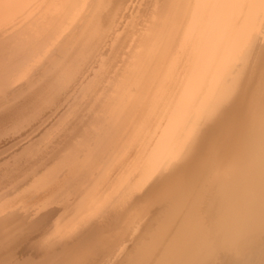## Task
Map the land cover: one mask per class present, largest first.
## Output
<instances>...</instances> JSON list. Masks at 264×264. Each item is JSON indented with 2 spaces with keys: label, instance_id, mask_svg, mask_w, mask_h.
Instances as JSON below:
<instances>
[{
  "label": "bare ground",
  "instance_id": "6f19581e",
  "mask_svg": "<svg viewBox=\"0 0 264 264\" xmlns=\"http://www.w3.org/2000/svg\"><path fill=\"white\" fill-rule=\"evenodd\" d=\"M0 151V264H264V0H0Z\"/></svg>",
  "mask_w": 264,
  "mask_h": 264
},
{
  "label": "rangeland",
  "instance_id": "374dc122",
  "mask_svg": "<svg viewBox=\"0 0 264 264\" xmlns=\"http://www.w3.org/2000/svg\"><path fill=\"white\" fill-rule=\"evenodd\" d=\"M104 80H105V81H104ZM106 81H108V84H109L110 86L107 84L108 87H104V88H103V85H104V84H105L104 86H107L106 83H105ZM103 82H104V83H103ZM102 83H103V85H102ZM97 85H99V88L102 86V87L100 88V90L103 88V92L105 91L104 89H106V91H105L104 93H107V92H108V93H107V95H105V96L108 97V94H109V95L112 94L111 92H112V89H113L114 87H112V86H113V83L110 84L109 79H108V80H107V79H103L102 82H100V84L98 83ZM111 85H112V86H111ZM82 86H83V85H82ZM97 87H98V86H96L95 89H99V88H97ZM79 88H80V86H77V87L75 88L76 92H74V90H73V92H71V94H73V96L70 95L71 97H68V95H66L65 93H64L65 95L62 94V96L60 95L59 97H60V98H61V97H62V98H65V100H66V97H64V96H67V97L69 98V100H71V99L73 100L74 96H77V98H74V99H78V102H76V100H75V102H76L78 105H73L74 107L72 106V108H76V109H75L76 111H73L74 109H72V108H71V109L68 108L69 111H70V110L72 111V112L69 113L68 109L66 108L68 113L66 112V115L64 114V115H65L64 118H65V119H66V118H67V119H68V118H69V119H72V118H70V117H73V118L78 122V125H80V126L82 125V126L85 128V127H86V124H87V123H86V122H87V118H89L88 120L91 121V118H90L91 115H92V118L94 117V118L96 119V117H98V115H99V116L101 115V114H99V113H103V112H101V111L98 110V109H101V108H98V109H97L96 107H98V103L101 104L102 99L105 98V96H104L103 94H101V93H103L102 90L96 92L97 97L99 96L100 98H102L101 96H103L102 99H100V98L98 97V98L96 99V102H97V103H96V102L94 101L95 98H96V95H94L95 93H91L92 89H91V90L88 89L89 91H88V90H85V92H84V90L82 91V90H80L81 88H80V89H79ZM109 88H110V89H109ZM111 88H112V89H111ZM77 89H79L80 92L82 91L83 93H82V92H81V93H82L83 95H85V96L90 95L91 97L88 96V97L85 98V96H83L82 94H81V95H82V96H81V95H80V92H78L79 90L77 91ZM108 89H109V91H107ZM110 90H111V92H110ZM86 91H88V92H86ZM89 92H90V93H89ZM99 92H100L101 96L99 95ZM109 92H110V93H109ZM78 93H79V94H78ZM74 94H76V95H74ZM77 94H78V95H77ZM86 94H87V95H86ZM91 94H92L93 96H95V98H94ZM72 97H73V98H72ZM78 97H79V98H78ZM82 97L84 98V100L81 99ZM107 97H106L105 99H107ZM92 98H94V100H93ZM99 99L101 100V102H100ZM105 99H103V101H104ZM59 100H61V101H59V102H60V103L62 102V105H63V104H64L63 101H65V100H63V99H59ZM89 100H90V101H89ZM91 100H93V102H92ZM98 100H99V101H98ZM79 101H80V102H84V101H85V103H87V102L89 101L88 104H85V108L83 107V106H84V103H81V106L83 107L82 110H83L84 114L86 113L85 116L88 115L87 117H85L84 114H83V115L81 114L80 109H81L82 107L79 106ZM90 102H92V105H94L95 103H96L97 105H94V107H93L92 105H90ZM60 103H59V104H60ZM102 104H103V103H102ZM87 105H88V106H87ZM89 105H90V106H89ZM58 106H60V107H58ZM75 106H76V107H75ZM77 106L79 107V109H77V108H78ZM91 106L93 107V110H92V111H90V109H92ZM54 107H55V108L58 107V109L61 110L62 112L64 111V110L61 109V104H60V105H57V106H54ZM54 107H53V109H54ZM99 107H100V106H99ZM86 108H87V109H86ZM89 108H90V109H89ZM94 108H96V109L98 110V114H96V113H97V112H96L97 110L95 109V110H96V111H95ZM49 109H50V108H49ZM49 109L46 108L47 112L44 111V112H43V113H45L44 115H43V114H40V115L42 116V118H41V116L39 115V118H37L36 121H33V122L30 121L32 124H30V122L28 123V125L30 124V125H32V126H33L34 123H35L36 125H34V126H35V128L37 129V131H35L36 129L34 128V126H33V128H32V126L29 125V127L33 129V131H32V129H30V128L28 127L32 133L29 131V129H28L27 127H26V129H24V133H23V132H20V133H22V134H26L28 131L30 132V133H29V132L27 133V134H29V135H27V134L24 135L26 139L23 140V141H26V140H27L28 142H30V140H35L32 134H34L35 132H38V130L43 129L44 126H40V125H41L43 122H44V124L46 125V123L48 122V119L50 118V116H51L50 119H52V117L54 116L53 114H54V111H55V110L53 111L52 109H50L51 111H53V113L51 114V111H50ZM58 109H57V110H58ZM88 109H89L90 112L87 111ZM30 110L33 111L32 109H30ZM30 110H29V111H30ZM65 111H66V110H65ZM77 111H80V112H77ZM94 111H95V112H94ZM49 112H50V114H49ZM83 112H82V113H83ZM55 113H56V112H55ZM59 113L61 114L60 111L58 112V114H59ZM63 113H65V112H63ZM71 113H72V114H71ZM74 113H75V114H74ZM87 113H88V114H87ZM89 113H92V114H89ZM94 113H95V114H94ZM58 114H56V115L58 116ZM67 114H68V115L70 114V115H72V116L69 115V116H70V117H69ZM46 115H47V116H46ZM73 115H74V116H73ZM77 115H79V118L76 117ZM80 115H81V116H80ZM89 115H90V116H89ZM95 115H96V116H95ZM57 116H56V117H57ZM59 116H61V117L63 118L62 114L59 115ZM66 116H67V117H66ZM82 116H83V117H82ZM37 117H38V116H37ZM46 117H47L48 119H45ZM81 117H82V119H81ZM64 118H63V119H64ZM76 118H77V119H76ZM84 118H86V120H85ZM38 119H39V120L41 119L40 122H42V123H40V122L38 121ZM44 119H45V120H44ZM50 119H49V120H50ZM65 119H64V120H65ZM79 119L82 120V121H80ZM83 119H84V121H83ZM78 120H79V121H78ZM45 121H47V122H45ZM56 121H57V120H55V122H56ZM93 121H94V120H93ZM37 122H38V123H37ZM55 122H54V124H56V126L54 125V129H55V128L57 129V122H58V124H60L61 122H59V121H57L56 123H55ZM79 122H81L82 124L79 123ZM84 122H85V123H84ZM39 123H40V125H39ZM83 124H85V126H84ZM26 125H27V124H26ZM38 125H39V126H38ZM42 125H43V124H42ZM90 125H91V124H89V125L87 124L88 129H89V127H90L91 129H93V128H92L93 126H90ZM37 126H38V127H37ZM39 127H41V129H39ZM56 129H55V130H56ZM52 130H53V129H52ZM55 130H54V131H55ZM52 132H53V131H52ZM47 133H48V132H47ZM18 135H19V134H18ZM27 137H28L29 139H30V138H31V139L28 140ZM32 137H33V138H32ZM48 137H49V136H48ZM48 137H44V139H45V138L48 139ZM50 137H51V136H50ZM23 139H24V138H23ZM42 139H43V138H42ZM42 139H39V140H38L37 143H39V144H35L36 146L34 145V149H45V148H47L48 145L51 144V141H52V140H49V139L47 140V139H46V140L44 141V139H43V141H40V140H42ZM39 141H40V142H39ZM48 141H49V142H48ZM34 142H35V141H34ZM45 144H46L47 146H46ZM39 145H41V146L39 147ZM37 146H38L39 148H36ZM42 146H44L45 148H44V147L41 148ZM2 149H5V148H2ZM0 152H2V151H0ZM5 152H6V151H5ZM0 154H1V155H0V164H1V163L3 164V166H2V164L0 165V166H1V167H0V179H1V178L3 179V176H2V175H3V173L5 174V172H6L5 169L9 168V166H8V165H5V164L3 163L4 160H5L4 157L7 156V155H6L7 153L4 154V151H3V154H2V153H0ZM27 154H29V153H25V155H26L28 158H30L31 156H29V155H27ZM3 155H4V156H3ZM25 155L23 154L22 156H24V157L21 158V159L27 158ZM30 155H31V153H30ZM1 160H2V162H1ZM5 162H6V161H5ZM4 166H5V167H4ZM6 166H7V168H6ZM11 166H12V165H11ZM11 166H10V167H11ZM1 171H3V172H1ZM1 173H2V175H1ZM36 179H37V178H36ZM36 179H35V180H32V182L28 183V186L26 185V186H27V187H26V190H27V191L23 190V192H22V191L19 190L20 193H19V192L17 193V191H16L15 193L12 192L14 195H13L12 193L10 194V196L7 195V196H9V198H8L7 196H5L7 199H6L5 197H2L3 199L1 198L0 205H2L3 207H8V208H11L10 206L12 205V208H11V209H14V210H17V209H18V210H20V211H23V210L26 211V210H32V209H38V208H40L41 211H42L43 209H46V207H47V208H49V207H50V208H53L54 206H57V205H58L57 202H59V201H57L56 199H52V200L50 201V202H53L54 204H51V203H49V202H46L47 205L45 206V204H44V202H43L42 200H41V201H42L43 203H42L40 200H38V199L36 200L35 198H33V199L31 198V197H33L32 193H33V192H36V191H35L36 188H39V189H40V188H43V187H44V189H43L41 192H43V191L45 190V194H47L46 191L49 189V185H47V187H46L47 189L45 188V186L39 187V184H40V183L43 184V182H45L46 179H44V180L42 179L43 182H40L39 177H38V182H37ZM0 182H1V180H0ZM33 182L38 183V184L35 185V186L33 187V185L35 184V183H33ZM29 184H31L32 187L29 186ZM42 184H41V185H42ZM45 184H47V183L45 182ZM43 185H44V184H43ZM29 187H30V188H29ZM35 187H36V188H35ZM32 188H33V189L35 188V189L33 190ZM30 189H32V190L30 191ZM21 190H22V189H21ZM40 190H41V189H40ZM31 192H32V193H31ZM26 193H27L29 196H28ZM15 194H16V195H15ZM23 194H25V196H24ZM11 195H12V197H13L14 199L11 198ZM30 195H31V196H30ZM15 196H16V198H15ZM17 196H18V197H17ZM29 197H30L31 199H28ZM4 198H5V199H4ZM20 198H21V199H20ZM25 198H26V202L29 200L30 203H29V202H27L28 204L25 203ZM9 199H10V200H9ZM19 199H20V200H19ZM7 200H9V201H7ZM16 200H17V203H18L19 206L16 205V204H17V203H16ZM22 200H23V201H22ZM14 201H15V202H14ZM21 201H22V203H21ZM31 201H32V202H31ZM33 201L35 202V205L37 204L36 206H37L38 208L35 207L34 204H31V203H34ZM56 201H57V202H56ZM2 202H5V203H2ZM8 202H10V203H8ZM13 202H14V203H13ZM39 202L42 203V204L39 205ZM55 202H56V203H55ZM6 203H7V204H6ZM19 203H20V204H19ZM48 203H49V205H48ZM9 204H10V205H9ZM22 204H23V205L26 204L27 206H22ZM55 204H56V205H55ZM8 205H9V206H8ZM14 205H15V206H14ZM30 205H32V207H29ZM33 205H34V206H33ZM52 205H53V206H52ZM16 206H17V207H16ZM21 206H22V207H21ZM39 206H40V207H39ZM48 206H49V207H48ZM51 206H52V207H51ZM42 207H43V208H42ZM15 208H16V209H15ZM19 208H21V209H19ZM22 208H23V209H22ZM27 208H28V209H27ZM29 208H32V209H29ZM50 208H49V209H50ZM11 211H13V210H11ZM55 216H56V215H55ZM55 216H54L53 218L56 219L57 216H56V217H55ZM53 221H55V220H53ZM31 228H32V227H27V229H26L25 226H20V227L18 228V229H20V230H18L17 232H19V231H20L21 233L23 232L22 235L25 234V233H27V234H25V235H23V236L26 237V236L29 234L28 237L32 236V237H33L32 239L36 241V240H38L39 238L37 237L36 239H34V235H36V234H34L35 231H34L33 229H31ZM22 229H23V230H22ZM29 229H30V233H29ZM8 230H9V231H8ZM31 230H32V231H31ZM15 231H16V229H15ZM25 231H26V232H25ZM8 233H12V228H6V229H5V232H4L5 236H6ZM31 234H32V235H31ZM33 234H34V235H33ZM5 236H4L3 238H2V237H1V238H2L3 240H6V239L9 237V235H7L6 237H5ZM39 237H40V236H39ZM2 239H1V240H2ZM3 253H4V252H3ZM28 253L31 254V252H29V251H28ZM29 254H28V257H29V256H32V255H29ZM18 255H19V254H18ZM25 258H26V257H25Z\"/></svg>",
  "mask_w": 264,
  "mask_h": 264
}]
</instances>
